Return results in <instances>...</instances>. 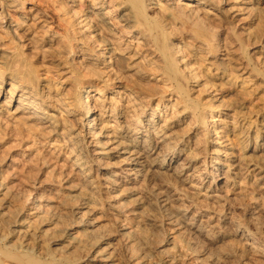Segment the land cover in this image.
<instances>
[{"label": "bare ground", "instance_id": "obj_1", "mask_svg": "<svg viewBox=\"0 0 264 264\" xmlns=\"http://www.w3.org/2000/svg\"><path fill=\"white\" fill-rule=\"evenodd\" d=\"M82 1L66 0L62 6L74 28L82 24V28H76L81 37L78 47L69 57L77 65L72 70L76 76H89L82 94L76 92L73 82L40 78L31 86L12 74L10 82H6L10 88L5 93L0 73V117L10 113L13 121L26 126L33 123L34 127L47 130L53 139L67 145L72 166L83 178L80 188L75 186L62 200L59 197L60 202L58 199L57 205L47 206L44 214L25 215L16 210L8 218L0 212V264H76L91 249L93 252L85 264H115L113 257L117 250H109L110 245L104 242L107 235L95 216L103 206L104 195L110 204L108 211L128 213L137 229L142 232L152 229L157 234L158 239L144 237L136 247L145 261L151 252H158L166 255L160 264H185L186 255L178 251L171 254L169 247L182 246L192 253L204 244L203 254L211 257V264H264L263 226L259 222L264 221L260 219L264 214V137H258L248 116L241 121L240 129L232 130L231 119L217 118L221 104L215 108L218 115L211 117V108L203 106L200 90L230 85L235 93L248 97L264 91V31L257 35L254 30L264 24V0H87L82 15L77 18L72 7ZM25 5L21 0H0V26L7 23V29L16 33L15 28L26 19L22 12ZM217 15L225 23L240 19L256 25L243 29L245 37L260 46L255 56L248 57L251 73L237 71L235 66L234 70L230 68L228 52L219 46V32L210 22L211 16ZM84 31H89L91 36L82 35ZM125 38L137 39L140 48L138 44L135 46L141 50L131 49V41ZM9 56L0 39V64ZM194 66L201 68V76L193 70ZM158 82L167 90L161 91ZM165 92L171 99L167 100ZM238 103L231 105L234 114L235 110L246 109ZM226 115L233 119L232 114ZM199 122L206 129V144L219 147L215 156L231 154L229 136L237 138L235 142L242 153L235 150L234 156L228 153L233 159L214 160L225 175L228 171L241 174L245 169L255 174L258 194L257 190L251 191L248 206L240 216H235L231 208L218 210L223 203L215 191L203 197L214 210L218 207L217 213L200 210L191 201L190 205H181L173 194V184H188L189 173H194L193 137L199 132ZM186 123L189 134L182 136L178 131ZM93 171L97 173L95 179L90 176ZM138 183L140 186H136ZM6 189L0 177V198L5 197L0 201L6 199ZM233 194L235 199L238 189ZM9 204L6 200L5 205ZM38 209L39 204L34 210ZM6 226L10 228L8 232L4 231ZM46 226L51 228L45 229ZM164 226L168 231L165 236L161 235ZM51 243L54 247L49 246ZM221 244L222 248L226 245L222 251L211 252L210 247L219 248ZM130 249L135 251L134 245ZM139 263L140 260L136 262Z\"/></svg>", "mask_w": 264, "mask_h": 264}, {"label": "rangeland", "instance_id": "obj_2", "mask_svg": "<svg viewBox=\"0 0 264 264\" xmlns=\"http://www.w3.org/2000/svg\"><path fill=\"white\" fill-rule=\"evenodd\" d=\"M21 1L26 2L25 8L22 10L24 15L26 16V19L17 28H15L17 29L15 30L16 33L11 32L10 30L7 29V23H2L0 26V32H1L0 35L2 36V38L0 36V39H3V43L5 45L6 51L10 52V56L7 58L6 62L4 64H0V73L3 79L2 82L4 84L2 86V90L5 93L7 90H9L10 86H8L6 82L9 83L10 82L9 78L11 76H14L17 77L18 80H20L21 82L31 86L35 85L38 82V80H40V78H48L53 80L55 79V82H70V83L73 82L75 85L74 87H77L76 92L82 94L84 87H87V82L88 80H90L89 76L86 75L76 76L74 74V71L72 70H74V67L76 68L77 65L73 64L72 60L70 61L69 59V57L72 56V54H74V50L78 47L77 42L81 37L77 33L76 28L78 27L82 28V24L78 25L75 28L72 26V22L71 20L69 21L66 12L63 8L66 4V0H34L32 1V3L30 2V0H21ZM85 2L87 3V0L86 1L83 0L82 2H78L77 4L75 3L73 5L72 10L76 12L77 18L82 15L85 9L84 7L86 6ZM57 8L60 11H57ZM0 13H1V9H0ZM81 20L82 19H80L79 21ZM210 20H211L210 22L215 26V28H217L219 32L220 35L218 39L219 40L218 43L220 44L219 46L222 49L224 47L228 52L227 53L228 63L232 65V67H230L231 65L229 67L234 70L235 69L234 66H235L236 67L235 70L237 71L241 70V72L243 71L242 73H246L247 70L248 71L250 70L249 72L251 73L252 66L248 64L249 61L248 57L255 56L253 54L258 52L260 46L259 44H254L253 43L254 41L252 39L248 40L245 37L244 30L251 29L252 27L254 28V26L256 25H252L251 22L240 19L236 21L231 20L225 23L221 20V17L219 15H217L216 17L211 16ZM67 22L69 23L67 24ZM218 26L219 28L221 27L220 30L218 29ZM225 26H227L229 29L226 28ZM261 26L262 28H258ZM83 30H86V28H84ZM254 30L257 33V35H260L264 31V24L260 26H256ZM88 32L89 31H84L82 35H86L90 37L91 34L90 32L89 33ZM220 33L222 34V36ZM49 39H53V41L50 42ZM126 39L127 38H125V40ZM128 41H131L129 42V47L131 49L140 48L139 41L137 39L130 40L129 38ZM8 42L9 45L7 44ZM224 43L225 46H223ZM56 45L59 47H57ZM135 45L139 48H137ZM61 51H63V53ZM64 52H67V55L64 54ZM193 70L198 73L201 72V68L197 66H194ZM246 76H248V74ZM77 77L78 79H76ZM200 80L201 81L204 80L203 76L200 78ZM158 83L160 87H162L160 89L161 91L167 90V87L163 83L162 84L161 82ZM200 90H201V98L203 99L204 102L203 106L211 108L210 111L211 117L218 115V113H216L215 108L216 106L221 104L222 106L219 109L220 113L217 116V118L218 119L220 118V120L231 119L230 121L232 122V130L240 129L241 127L240 123H242L241 121L248 116L250 117V121H253L252 127L254 131H257L258 137H264L263 136L264 134H262L263 128H261L262 127L261 121L263 122L262 124H264V95H263L264 91L263 90L258 91L256 95H253L251 97L245 96L243 94L235 93L233 87H230V85L228 86L225 85L220 89H216L210 86L205 88L203 87V89L201 87ZM164 95L167 96V100L171 99V97L168 95L167 92H165ZM233 103H238V106L245 107L246 109L239 110L237 108L238 110H235L236 114H234L232 112L233 106H231L233 105ZM227 112L230 113V115L234 114L233 119L232 117H227L228 116L226 115L228 114ZM10 115H11L10 113H5V116L1 115L0 117V177L1 179H3L5 183V186L7 188L6 190H8L6 199L0 201V212L1 213L4 212L5 216L8 218L13 217L18 211L21 212L23 211L25 215L33 214L36 212H41L44 214V212L47 210L46 208L52 205H57L58 199L60 202V198L62 200V198L65 195H67V193L70 190H74L75 186L77 188H80L83 184L82 183L83 178L80 176L81 173L79 174L76 168L72 166L71 155L69 154L67 147H65L67 145H63L59 141L57 142L55 137L53 139L52 134L48 135L47 130H43L40 127L38 128L36 125L34 127L33 125H31L33 123L26 126L19 121L16 120L13 121L10 118ZM5 118L6 119L9 118V119L6 120ZM11 122L14 123L17 122V123L14 124ZM186 124L179 128L178 132L182 136H187V134H189L190 127L188 126V123ZM202 124L204 123L199 122V125L197 127V132L198 131L199 132L196 135L197 137L196 136L193 137L195 141L194 148L196 150L199 149L197 151L195 150L194 152L195 160H196L194 165L195 167L194 173L193 171L189 173L193 177L192 179L190 176V180L193 182L190 181L188 184H184V185L182 183H178L175 185L174 183L172 188L173 189L172 191L174 192L173 194L178 198V200H180L179 203L184 206H187V204L190 205V201H191V203L193 202V205H195L200 210L207 211V213L208 212L217 213L219 209L226 210L231 208L230 210L235 216L237 215L240 216V214H242V209L248 206L247 203L249 202L248 199L250 198V195L255 193L257 190L255 188L256 177L253 178L255 174L246 172L245 169L241 171V174L239 173L237 175H234L237 173L236 171H228L225 175V171H221V169H219L220 167L214 164V160H218L219 158H226V157L227 158L230 157L231 159H233L232 156H234L233 153L235 150L237 154L242 153L239 143L235 142L237 138L232 135L229 136L228 143H230V147L233 148L232 150H230L231 154L229 152H226V155L215 156V152L217 149H219V147H217L216 145L213 146L212 143L206 144V129L203 127ZM21 126L25 127L27 131L25 130V128ZM14 127L15 129H13ZM232 133L233 131L231 132V134ZM251 144L253 145V142ZM228 153L232 156H230ZM96 175L97 173H95L94 171L90 173L92 179H95ZM225 179L227 182L225 181ZM136 186H140V183H138ZM182 186L185 187L182 188ZM71 187H73V189ZM237 189L239 192L238 194L239 199H236V197H238L237 195L234 199L232 198L234 195L233 191L237 192ZM210 191H215L214 194L216 195L218 194L217 196H219V198L222 200L223 204L221 205L222 207L220 206L221 208L215 207L214 210V208L210 207L209 203H207L204 200L203 196L206 195L205 193ZM247 191L249 194L247 193ZM251 191H253V193ZM256 194H258V190ZM104 196H102V198H104L103 199L104 201H103V206L100 208L101 211L99 209L98 210L99 213L97 212V215L95 216L99 218L97 219L98 226L101 227L103 232L107 235L105 236L104 242H107L110 245L111 249L109 250L113 251V249L115 248L117 250L115 251L113 257V260H116L114 261V263L116 262L115 264H121V263L136 264V262L140 260L139 264H160L161 261L166 257V255H161L158 252H151L150 258L145 261L143 259L142 252L136 249V247L138 248L139 242L141 241L142 238L151 237V239H158L157 234H155V232L152 231V229H149L147 232L143 231L144 233L141 230L137 229L134 226L133 223L134 221L132 222L131 216L129 217V215H126L128 213L121 212L119 214H116V212L114 211L111 212L112 210L108 211V209L110 208L109 206L110 204H107L108 203L107 198L106 196L105 197ZM4 198L1 197L0 199H4ZM6 200L10 202L9 206L5 205ZM236 200L239 201L237 202ZM110 203H112L113 205L116 204L114 202H110ZM38 204L40 206V209L36 211L34 209ZM216 208H218V210ZM11 210L13 211V214ZM119 210L122 211L121 207H119ZM111 213H113V215ZM95 216L93 218H95ZM106 218H108V220ZM262 218H264V214L263 216L260 217V219ZM259 222L264 227V221L259 220ZM109 227L111 230L109 229ZM248 227L251 230L253 228L249 224ZM263 227H261V232L263 233L262 236L264 237ZM50 228L51 227L49 226L45 227V229H50ZM9 230L10 228L6 226L4 231L8 232ZM161 232H162L161 235L163 236L167 235L165 234L168 233L167 227L164 226L161 229ZM48 233L51 234L52 233L51 230H49ZM46 244H48V242ZM132 245H134L135 251L130 249V246ZM49 246L54 247L52 243L49 244ZM215 246L210 247L211 252L213 251L219 252L226 247L225 245V247L222 248L224 246L222 244L218 245V247L220 246L219 248H217V246L215 248ZM169 248L171 249L169 250V253L171 254L176 253L177 251L178 253H182L183 256L185 254L186 257L185 256L183 257L184 259L183 261L185 262V264H211V257H209V255L204 256L203 254V249L205 248L204 244L199 245L197 251L192 253L187 251V249H185L182 246H180L177 249H173L172 247ZM89 250L90 249H88V251ZM92 252L93 250L91 249L87 253V255L84 254L83 256L85 258L84 259L82 258V260L76 264H85L87 262L86 259L90 258ZM204 259L206 261H204ZM194 261L195 263H193ZM225 263L222 262L220 264H225ZM97 264H101V263H97ZM226 264H234V263L227 262ZM235 264H243V263H235Z\"/></svg>", "mask_w": 264, "mask_h": 264}]
</instances>
